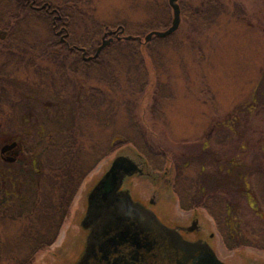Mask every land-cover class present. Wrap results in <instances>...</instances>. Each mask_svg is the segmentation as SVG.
Returning a JSON list of instances; mask_svg holds the SVG:
<instances>
[{"label":"rangeland","instance_id":"rangeland-1","mask_svg":"<svg viewBox=\"0 0 264 264\" xmlns=\"http://www.w3.org/2000/svg\"><path fill=\"white\" fill-rule=\"evenodd\" d=\"M168 1L70 2L71 44L87 34L88 44L100 39L95 52L107 29L125 28L124 36H141L150 55L145 63L123 44L75 71L50 45L47 16L0 0V28L9 31L0 40V187L10 185L4 174L19 173L13 188L22 194L33 192L30 180L44 181L53 195L61 162L80 182L57 240L32 264H73L80 256L87 191L121 154L146 170L126 181L134 197L148 201L157 193L176 223L196 211L226 263L264 264V0H217L220 13L205 22L190 8L207 0H180L174 36L146 41L151 29L171 25ZM13 141L23 156L7 162L1 147ZM34 159L41 169L33 176ZM15 211L17 223L0 226V247L21 232L27 213Z\"/></svg>","mask_w":264,"mask_h":264},{"label":"water","instance_id":"water-1","mask_svg":"<svg viewBox=\"0 0 264 264\" xmlns=\"http://www.w3.org/2000/svg\"><path fill=\"white\" fill-rule=\"evenodd\" d=\"M173 9L171 25L162 30H152L145 36L149 41L153 37H167L173 34L182 20L179 0H169ZM46 4L42 5L44 8ZM109 29L105 32L101 44L89 59L96 58L102 50L114 40L107 35L117 32ZM124 32V29H121ZM7 36L6 30H0V38ZM118 38L121 36L117 35ZM134 38L132 35L124 36ZM17 141L1 147V154L16 148ZM15 161L14 155L6 158ZM144 173V164L130 155H117L107 171L97 180L87 197V208L81 225L89 228L84 252L75 264H103L112 253L125 243H131L135 256L146 258L149 264H226L217 255L214 248L204 241H192L164 224L153 209L147 207L139 198H134L129 187L125 186L128 177ZM259 264V263H256Z\"/></svg>","mask_w":264,"mask_h":264},{"label":"trees","instance_id":"trees-1","mask_svg":"<svg viewBox=\"0 0 264 264\" xmlns=\"http://www.w3.org/2000/svg\"><path fill=\"white\" fill-rule=\"evenodd\" d=\"M10 1L14 3L15 8H19L28 16L29 14L36 13L38 15L47 16L49 18L50 25L52 26L53 30V39L51 40L50 45L56 47L57 51H59L60 54H62V51L65 52L63 53L65 56L59 55L57 58H62L61 62L65 64L63 65L66 66V68H71L77 71L76 69L80 68L81 66H87L86 64L89 65L91 63H94L104 52L109 51L110 49H115L116 47L122 46L123 44H127V47L134 51L135 54L140 58V60H144L145 63L150 62V55H148L147 44L141 41L140 35L133 34L132 36L134 38L132 39H126L124 37H122L121 39L116 38L114 42H111L105 47V49L102 51L103 53L101 52L98 57L91 60H84L80 52L76 51L75 48H84L88 51L89 54H91L92 52H94V49L96 48V45L100 39L94 38L92 39L91 43L88 44V40L90 38L89 35L86 34L84 35L85 38L75 40L71 44L72 40L69 35V42L65 43L61 40L60 35L56 33V29L54 27L55 23L52 15H49L44 10L38 11L34 9L29 5L28 0ZM37 1L42 2L43 0ZM45 1H49L50 3H52L50 0ZM70 2H73V0H64V4H60V6L58 5L59 7L57 5L54 6V4L52 3L53 7L58 9L62 16L60 20L57 19V24L60 26L65 25L67 27V24H69L68 16H71V13H73V11L75 10V8H73V4ZM215 2H218L219 4L214 6ZM220 4L221 3L217 0H207V3H201V5H198L199 7H196V9L191 7V15L195 19H198V21L205 22L211 17V15H218L220 13ZM8 12L10 11L5 12V14ZM182 14H184L183 6ZM71 23L72 22L70 21V24ZM123 34H125V32ZM173 36L174 34L169 37L172 38ZM157 38L159 40L161 39L159 37ZM63 146L64 145L58 144L55 145V148H57V150L59 151H62ZM18 161L20 160L18 159L17 162ZM8 164L12 165L11 163ZM37 164L38 163L35 159L32 160L30 170L33 176L35 173L40 174L41 168L37 166ZM58 168L65 172L64 175H58V178L54 180L53 188L55 192L53 195L48 194L49 192L45 191V186L43 184L44 181L43 183L36 181L35 183H33V181L30 180H27V184L32 188L33 192L29 193V191L27 195L22 194L19 191V188H17L19 184H21L19 182V173H12L11 175L4 174L3 183H5L6 180H9L10 185L4 190L0 187V191L3 193L2 198H0V206L2 205L4 207L3 211H1L0 207V226L8 224L9 221L11 223H13V221H15L14 223H17L18 220L12 219L15 217L16 208H19L20 214H23V212L26 211L25 213H27V215H25L26 219L24 216L20 215L25 220L19 222L22 227L21 232L18 233L19 235L14 237L12 240H8L6 245L0 247V264L3 261L2 258L12 259L13 261L10 264H32L36 253L52 246L53 243L57 240L61 232L63 223L67 215L69 214V207L72 203L73 197L75 196L76 191L80 185V182H78L79 179L77 178L76 180L71 170H63V168L65 167L62 162L59 164ZM15 183H17L18 186L16 188H13V184ZM9 203H13L14 208H11V206H9ZM231 247L233 246L231 245ZM2 252L3 257L1 255Z\"/></svg>","mask_w":264,"mask_h":264},{"label":"flooded vegetation","instance_id":"flooded-vegetation-1","mask_svg":"<svg viewBox=\"0 0 264 264\" xmlns=\"http://www.w3.org/2000/svg\"><path fill=\"white\" fill-rule=\"evenodd\" d=\"M28 1H29V5L31 7H33L34 9H36L38 11L44 10L49 15H52V17L54 19V23H55L54 27L56 29V33L58 35H60L61 40L63 42L68 43L69 42L68 41L69 32H68L67 27L65 25L60 26L57 24V19L60 20L62 17L60 12L58 11V9L53 7L52 3H50L49 1H42V2H38L37 0H28ZM43 4H46V6L44 8H42ZM0 30H6L7 31V36L3 39L0 38V40L5 41L9 37V31H8V29H5V28L4 29L0 28ZM75 49H76V51L80 52V54L84 60H88V57H87L88 51L86 49H82L79 47L78 48L76 47ZM5 144H9V143H5ZM21 145H22L21 142H18V145L16 148H14L13 150H11L9 152L2 154V159L6 160V158L14 155L16 157V160L13 162H16L21 156H23V154H21V151H20ZM16 150H18V152ZM96 183H97V181L90 187L89 191L91 190V188ZM89 191H87V197H88ZM87 197H86V200H87ZM134 198H136V197H134ZM160 201H161V197L158 196L157 193H154L148 201L145 200L143 202L145 205H147V207H149L150 209H153L155 211V213L158 215V217L160 218V220L164 224H166L167 226L174 228L175 230L179 231L183 235L184 238H186L188 240H192V241L208 242L213 247L211 241L214 238V234L212 232H209L207 226L204 223H202V221L197 216L196 211L192 215V219L189 222H187V223H176L175 221H170L168 219V217H167L168 213L167 214L165 213V212H168L167 211L168 208L166 205H162ZM87 204H86V208H87ZM86 208H85V212H86ZM85 212H84V214H83V216L79 222L80 225H81V222H82L83 217L85 215ZM81 228L83 229L84 234H85V237L83 239V241H84L83 247L81 250V254H82L84 252V249L86 246L87 236L89 234L90 229L89 228L86 229L82 225H81ZM130 244L131 243L128 242V243L123 244V246H120L118 248V252L112 253V255H110L108 260L103 261V264H149L150 261H148L144 257L143 258L140 257L139 258L140 261H137L138 258L135 256L134 250ZM76 260L73 262V264H75ZM226 264H228V263H226ZM252 264H256V263H252ZM259 264H263V263H259Z\"/></svg>","mask_w":264,"mask_h":264}]
</instances>
